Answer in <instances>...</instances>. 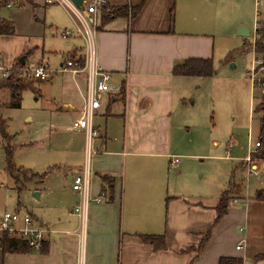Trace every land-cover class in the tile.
I'll return each instance as SVG.
<instances>
[{
  "label": "crops",
  "instance_id": "obj_1",
  "mask_svg": "<svg viewBox=\"0 0 264 264\" xmlns=\"http://www.w3.org/2000/svg\"><path fill=\"white\" fill-rule=\"evenodd\" d=\"M9 1L14 8L28 6L33 11L58 6L46 5L45 0ZM106 8L119 15L103 23V13L93 33V62L111 75L113 89L101 97L102 108L93 118L99 137L89 145L86 134L72 127L85 105L87 67L71 73L52 114L55 125L62 121L75 133L67 143L70 155L80 158L78 164L68 165L65 178L71 185L84 171L90 147L93 202L87 218L83 221L71 212L57 224L35 219L47 230L46 249L4 254L0 248V264H219L221 258L264 264V260H256L264 257V203L254 200L264 182L253 193L248 188L244 191L243 184L233 183L239 189L216 225V208L225 190L217 195H171L162 188L164 173L182 171L177 127L189 121L190 105L185 97L197 78L176 75L174 69L187 59L213 60L215 0H108ZM70 31L68 38L81 41L74 40L76 46L67 58L84 62L89 55L86 41ZM16 59L5 65L12 67ZM175 158L180 161L173 166ZM103 177L111 184H104ZM102 195V202L96 203L94 199ZM105 195L111 196L106 199ZM70 197L81 204L78 193ZM209 231L210 239L199 255L187 251L198 248ZM144 235L165 236L167 249L156 252L142 242L140 236Z\"/></svg>",
  "mask_w": 264,
  "mask_h": 264
},
{
  "label": "rangeland",
  "instance_id": "obj_2",
  "mask_svg": "<svg viewBox=\"0 0 264 264\" xmlns=\"http://www.w3.org/2000/svg\"><path fill=\"white\" fill-rule=\"evenodd\" d=\"M6 4L0 15L14 21L17 30L14 36H0L4 65L17 58L12 68L19 70L15 64L25 56L23 68L40 63L49 65L52 73L44 81L30 80L33 87L20 95L19 106L0 109L7 121V134L13 137L14 164L23 168L18 173L23 186L19 193L14 179L5 170L6 157L0 137V218L18 209L39 222L57 224V220L70 215L79 205L70 197L75 192L65 178L69 174L68 165L80 161L77 154L70 155L67 147L75 133L69 124L59 121L55 125L52 118L62 88L71 75L68 71L62 73L61 65L75 48L74 40H80L65 39L60 33L64 29L76 30L77 23L59 5L33 11L28 6L5 8ZM215 4L214 72L210 77L195 78L188 86L191 94L185 98L190 105V117L187 124L178 125L176 134V145L182 150L179 157L183 155L182 171L175 175L176 171L170 170L163 177V192L171 195H217L235 182L243 184L244 191L248 188L253 193L264 182L263 172L259 177L250 174L245 161L255 151L261 125V114L255 109L262 100V92L259 87L254 88L250 76L253 68L257 78L263 77L264 68L255 59V38L236 36L241 24L252 34L258 22L261 27L264 25V0H215ZM68 59L75 62L71 57ZM10 100L8 91L0 93V105H8ZM257 165L261 167V163ZM35 174H46V179L43 182L38 176L30 179Z\"/></svg>",
  "mask_w": 264,
  "mask_h": 264
},
{
  "label": "built area",
  "instance_id": "obj_3",
  "mask_svg": "<svg viewBox=\"0 0 264 264\" xmlns=\"http://www.w3.org/2000/svg\"><path fill=\"white\" fill-rule=\"evenodd\" d=\"M45 3L46 5H59L66 9L77 23L75 31L85 39L87 47L89 48V55L87 59L84 60L83 66L78 63L77 59H72L75 61L73 62L67 58L63 63L62 70L77 74L79 71L86 69V67L88 68L89 75L85 105L81 116L74 121L72 127L75 131L85 133L87 142L91 145L100 135V132L93 127L92 122L93 118L102 108L101 97L110 95L113 92L111 87V75L101 71L96 65V62H93L92 58L93 33L99 25L100 19L107 7L108 0H83V9L77 7L71 0H45ZM14 6L15 4L9 1L6 7L10 9L14 8ZM72 32L73 31L65 30L61 31L60 34L63 38H68ZM253 37L256 41V29ZM257 61V63L262 66L263 62L261 60ZM252 70L253 72L250 79L254 85L257 75L253 68ZM17 73L23 79L40 81L47 80L51 74L50 69L44 65L22 68L17 70ZM11 74L12 67L4 65L0 54V81L6 80ZM261 87H264V84ZM259 146L260 144L257 140L255 143V151L250 153L245 160L249 164V173L257 177H259L261 173L262 166L260 168L258 167L257 161L252 158V154L256 152ZM88 150V163L82 174L77 175L72 182L73 191L78 193L82 199L81 204L75 208L74 213L79 215L83 221L86 220L88 207L93 202L90 195L92 178L91 169L89 167L90 147ZM179 161V158H175L172 161V165L178 164ZM103 198L104 195L97 197L94 201L96 203H101ZM5 234L22 240L31 253H40L47 241V230L39 225L31 215L22 214L20 212H6L3 218H0V238ZM237 248L240 249L241 245H238Z\"/></svg>",
  "mask_w": 264,
  "mask_h": 264
},
{
  "label": "trees",
  "instance_id": "obj_4",
  "mask_svg": "<svg viewBox=\"0 0 264 264\" xmlns=\"http://www.w3.org/2000/svg\"><path fill=\"white\" fill-rule=\"evenodd\" d=\"M9 0H0V11L3 8V5L6 4ZM139 12V8L134 11L133 16H135ZM119 15L118 12L113 11L112 9L104 11L103 15V23L108 21L112 16ZM16 33L15 26L12 22L0 17V36H14ZM254 54L256 60H261L263 62L262 68H264V25L261 27L260 22H258V26L256 28V41L254 45ZM75 59V57H71ZM78 63L82 66L84 64L83 60L78 59ZM19 69L23 68V65L18 61L15 64ZM213 60H205V59H187L182 64H179L175 67L174 73L176 75L186 76V77H210L213 74ZM34 81V80H33ZM264 84V76L258 77L254 82V88L259 89L262 92V100L259 106L255 109L257 112L261 114L260 119V131L258 136V143L260 144L259 148L255 153L252 154V158L257 162L261 163L262 172L264 176V87H261ZM33 87V83L30 80L23 79L17 73V69L12 68V74L6 80L0 81V93L3 91H8L10 94V103L8 105H0V109L2 107H17L19 106L18 99L20 95L27 91L29 88ZM7 121L3 119L0 114V137L2 139V145L5 151V163H6V172L14 179L17 191L20 193L23 186L21 185L20 179L18 177L19 169L13 161L14 157V147H13V137L7 134ZM31 173V172H29ZM40 177V180H43L44 176L40 175H32V177ZM37 177V178H38ZM104 184L110 185L111 180L108 177L102 178ZM21 187H20V186ZM239 187H236L233 183L229 184V187L226 191H224L223 195L220 198L219 204L216 208L217 218L215 220V225L218 224L221 219L225 216L228 211L229 204L232 200L233 190H237ZM106 199H108L111 195H105ZM254 200L257 202L264 203V187L257 191L254 196ZM210 231L204 236L202 242L200 243L198 248H191L187 251H196L199 255L200 252L204 249L205 245L208 243L210 239ZM143 243L151 245L156 252L164 251L167 249L165 236H151L144 235L140 236ZM45 245V249H46ZM0 248L4 252V254H27L31 253L26 246V244L15 237H10L8 234L3 235L0 238ZM256 260H264L263 256H257ZM219 264H244L243 259L240 258H221Z\"/></svg>",
  "mask_w": 264,
  "mask_h": 264
},
{
  "label": "water",
  "instance_id": "obj_5",
  "mask_svg": "<svg viewBox=\"0 0 264 264\" xmlns=\"http://www.w3.org/2000/svg\"><path fill=\"white\" fill-rule=\"evenodd\" d=\"M77 7H80L83 9V0H71ZM236 36L243 38V39H249L251 38V30L244 24H241L239 28L236 31ZM19 62L22 65H25L26 63V57L23 56L19 59ZM37 197H39V194H37Z\"/></svg>",
  "mask_w": 264,
  "mask_h": 264
}]
</instances>
